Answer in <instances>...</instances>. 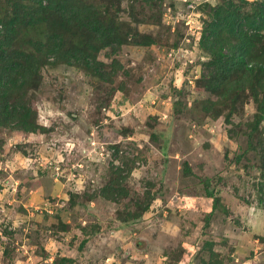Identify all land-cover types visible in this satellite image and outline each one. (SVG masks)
<instances>
[{"label":"rangeland","instance_id":"1","mask_svg":"<svg viewBox=\"0 0 264 264\" xmlns=\"http://www.w3.org/2000/svg\"><path fill=\"white\" fill-rule=\"evenodd\" d=\"M228 1L122 0L155 42L103 51L113 82L42 69L41 130L0 125V264H264V120L252 97L229 122L207 113L218 97L200 84L202 33Z\"/></svg>","mask_w":264,"mask_h":264},{"label":"trees","instance_id":"2","mask_svg":"<svg viewBox=\"0 0 264 264\" xmlns=\"http://www.w3.org/2000/svg\"><path fill=\"white\" fill-rule=\"evenodd\" d=\"M252 5L251 12L243 11L229 0L212 10L200 40L210 56L200 84L218 97L209 99L204 110L214 116L228 111L227 122L238 104L252 97L256 128L264 120V0ZM121 12L122 0H0V125L28 134L38 131L28 92L39 90L44 67L65 64L111 83L121 65L114 59L106 71L99 60L103 51L110 50L111 57L125 45H153L151 36L121 20ZM139 209L141 216L148 205Z\"/></svg>","mask_w":264,"mask_h":264}]
</instances>
